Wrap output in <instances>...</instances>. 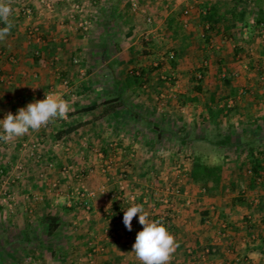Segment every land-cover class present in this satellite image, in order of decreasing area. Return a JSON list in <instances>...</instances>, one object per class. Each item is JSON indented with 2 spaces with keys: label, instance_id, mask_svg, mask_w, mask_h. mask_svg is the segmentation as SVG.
Listing matches in <instances>:
<instances>
[{
  "label": "crops",
  "instance_id": "1",
  "mask_svg": "<svg viewBox=\"0 0 264 264\" xmlns=\"http://www.w3.org/2000/svg\"><path fill=\"white\" fill-rule=\"evenodd\" d=\"M70 1L55 0L54 11L46 12L38 0H11L13 14L10 19L13 27L10 35L0 42V50L3 52L0 54V74L10 78L9 82L0 80V120L8 112H17L28 103L41 100V94L50 88L62 92L64 87L61 81L64 78L73 85L78 97L72 99L67 93L64 95L72 109L68 113L69 119H56L49 123L46 130H30L24 136L12 139V151L24 139H38L44 161L34 158L29 161L24 173L26 190L34 192L33 194L38 192L39 201L34 205L25 198H20L13 218L9 219H13L12 223L23 225L24 230L18 239L22 241L24 248L31 240L40 238L36 232V223H40L39 227L43 228L40 231L41 238L45 235L55 241L54 251L41 246L35 248L39 250L37 255L43 257L40 256L38 264H140L132 247L121 246L125 226L120 229L123 232L118 240L104 235L103 229L112 224L105 217L103 198H92L94 210L87 220L85 213L74 207L77 201L68 197L74 186L71 174L63 176L59 169L63 165H69L72 171L82 172L87 187L95 188L103 181L99 171L103 159L94 153L96 148L106 157L112 153L109 143L113 139L117 140L118 146L129 138L135 141L136 138L128 136L125 130L128 126L142 129L143 148L153 142L155 136L163 134V118L156 116L153 109L155 93L165 90L168 85L160 80L165 77L161 69L169 71L166 74L168 79L177 76L178 93L190 98L195 94L191 79L195 68L207 61V70L200 81L201 92L196 95V101L201 98L202 101H190L188 106L191 111L198 109L201 112L199 119L206 132L202 140L222 149L223 156L230 154L231 158L241 159L240 166L242 160L246 164L248 151L253 153L252 157L259 158L262 164L264 147L255 149L252 145L260 139L255 128L264 126V104L261 103L264 86L261 89L259 83L254 81L257 75L264 78V65L255 64L256 56H251L255 45L254 33L259 29L251 23V19H255L260 13L264 17V0H133L136 7L132 6L131 0H100L97 15L87 35H81L80 31L70 26L69 21H65L66 26L61 25L60 20L64 18ZM23 4L32 8L33 14L30 17L21 14L20 7ZM206 7L215 8L222 16V21L215 27L216 35L205 43L202 30L208 24L201 17ZM223 23L228 26L227 31H223ZM32 25L41 28L43 42L29 39L27 31ZM174 30L183 33L176 36L173 34ZM161 34L168 38L165 46L169 49L166 50L167 53H176L174 62L170 59L164 62L158 57L160 53L154 47H158ZM182 35L186 36L185 42H182ZM63 36L68 38L66 43L61 40ZM32 46L33 50L36 48L34 52L30 50ZM196 47L199 50H195ZM234 47L245 48V53L234 55ZM209 48L217 49V56ZM206 53H209V57L203 59L202 56ZM55 55L58 56L56 60L53 59ZM200 55L201 60L198 62ZM74 56L78 57V64L72 63L71 58ZM97 63L100 64L98 67ZM157 63H160L159 66ZM217 63H220L221 70L214 73ZM140 70L142 73L137 81L134 75L140 74ZM33 87L38 90L31 91ZM229 99L233 100L232 107L229 110L223 109L228 106ZM190 119L193 121V117ZM68 127L73 129L67 132ZM213 129L217 136L215 139L208 137L213 136ZM251 133L252 138L244 139V135ZM56 141H63L68 146H57L54 144ZM238 147L240 149L237 150ZM114 149L117 171L126 157L117 148ZM4 152L6 156L0 152V159L4 158V163L8 155L15 159L12 152ZM52 162L54 166L46 167L45 172H41L40 164ZM262 166L264 172V165ZM149 168L138 167L136 174L148 176L152 169ZM224 170L222 166L218 190L224 188ZM52 181H57L58 192L50 187ZM214 199L213 203L217 206L219 198ZM252 202L245 201L237 206L242 214L234 216L233 223H241V219H245L244 222L250 221L251 216L243 208L249 207ZM256 203L257 200H254L252 205L255 207ZM31 211L35 215L30 216L28 212ZM198 213L199 211H194L192 214L196 217ZM50 214L56 216L58 223V227L51 233L48 232ZM21 215L26 217L22 218ZM257 215V219L261 217L264 223V215L261 212ZM3 219L7 221V218ZM85 222L89 225L85 226ZM134 226L137 227L132 224L131 230L135 235ZM261 233L264 234V229ZM246 234L241 229L229 234L230 239L225 244L214 246L218 250L209 253L208 260L214 264H264V243L255 246V240L254 246L245 245L241 237ZM184 235L178 232L175 234L180 246L173 254L170 264H209L204 258L197 262L192 260L197 249L187 253L183 240L189 236ZM262 235L261 240L262 237L264 239ZM43 240L46 241L45 238ZM191 241L196 244L202 242L196 238ZM12 242L9 241L10 245ZM90 242L95 247L92 259L88 256L91 252ZM3 243L5 242L2 241ZM16 249L5 250L0 243V264H7L6 259L18 258L21 249ZM28 249L30 248L26 249L29 252ZM26 250H22V253L28 256ZM181 256L183 261L179 259ZM17 261L16 259L15 264H23Z\"/></svg>",
  "mask_w": 264,
  "mask_h": 264
},
{
  "label": "rangeland",
  "instance_id": "2",
  "mask_svg": "<svg viewBox=\"0 0 264 264\" xmlns=\"http://www.w3.org/2000/svg\"><path fill=\"white\" fill-rule=\"evenodd\" d=\"M76 32H78V31H76ZM179 33L182 34L183 32H179ZM80 34L83 35L82 33H80ZM254 35H255V39H254L255 45H253V47H252L253 52H252L251 56H256V60H257L260 56H261V58L264 57V51H263L262 44L260 42L259 30L256 31L254 33ZM158 44H159L158 47H154V48L160 53L158 55L159 58L161 57L160 60L164 61L168 57L167 51H169V49L165 47L166 44H168V38H166L165 36H163L161 34L160 43H158ZM224 49L226 50L227 48H224ZM243 49H245V48H243ZM209 50H213L212 53L214 54V56H217L216 55L217 49L209 48ZM244 53L245 52L243 50V52L241 51L239 54L243 55ZM198 58H199V60H198V62H199L201 60V55ZM156 62H158V61H156ZM160 62H162V61H160ZM164 64L165 63H163V65ZM99 65L100 64L97 63V67ZM165 65H168V64H165ZM171 65H172V63H171ZM161 71H162L163 76H165V77H164V79H160V80H164V82L168 83L166 88H170L173 85V83L176 82V84H177V87L175 90L176 95L173 99H169V101L167 102L168 107L166 108V111L159 112L153 107L155 115L163 118L162 119L163 120V122H162L163 134L159 135V137L155 136L154 141L150 142L149 145L146 146V148L151 146L152 147L151 150H153V147H156L159 145V146H161V148L166 147L169 150L174 149V151H176L177 153H180V151H182L183 154L187 153L192 157L198 156L205 163L210 164V165L221 164L225 168L224 176H223V180H224L223 187L224 188H222V190H218L217 193L210 192L207 190L205 184H203L202 182L195 183L193 180H191L188 172H186L184 170L178 172L177 168L175 166L176 165L175 162L178 161V159H177V157L175 158V156L174 157L168 156V157H162V158L158 157L159 162H157L156 164H157V166H159V168L157 170L161 171L163 173V176L167 174L166 175L167 179L165 181L161 179L162 173H159L160 174L159 176L161 178L160 177L155 178L156 174H154V173H149L148 176H145L144 174H141V176L137 175L136 171L138 170L137 169L138 167L146 166V167H150L152 169L156 167V165L152 164V160H151L152 157L149 154L146 155L145 157L140 155V157L138 159H135L134 163H132L133 168L131 169V172H130L131 173V179L133 181L132 186L134 188L138 189V188H143L142 185L151 186V187L159 185V189H160L158 191L159 194H161V193L166 194L167 193V191L161 190L163 185H167L170 187L177 186L182 191L187 190L186 191L187 194L185 193V195L181 191L182 195L179 194V196L176 200L177 203L179 204L181 215L179 216L180 218H178V221H176L175 223H172L173 224L172 228H176V230L178 229V231H177L178 233H183V234H185L184 236H187V237L189 236L188 238L191 240H193V238H196V240L199 239V242L202 241L201 243H197L198 244V246H197L196 243L192 242L191 240L189 241V239L187 237H186L187 239L183 240V245H185L186 248H188V247L192 248L194 246V248L197 249V252L194 253V255H193L194 259H192V260H195L196 262L198 260H201L204 258L205 261L209 262V264L210 263L214 264L213 261L208 260L207 255L203 253V249H204V246L206 245L205 244L206 241L208 242V240L211 238L210 235L212 234V232H215L217 230V224H216L215 220H218V219L223 220L227 223L226 232H228V234H233L234 232L236 233L240 229L242 231L245 230V232H247V234L243 235L241 237V239H243L242 241L245 245L253 244L252 246H254L255 240H257V244H255V246L259 245L261 242L264 243L263 237L261 240V235L263 234L261 232L264 229L263 219L261 217H259V219H257L258 217H256V215L260 211L257 209L256 205H255V207L252 205L254 200L256 202V200H258V198H259V195L264 193V172L261 173V176L259 177V179H257L255 181V184L252 187H250V184H248L249 179H250V172L248 171V168L250 165L248 164V162L246 164H243L245 161L242 160L241 166H240L239 162L241 159H237V158H233V157L231 158L230 154L223 156L224 152L222 149L211 146V145L207 144L205 141H203L202 136L206 132H205V130H203V126H201V120L199 119V118H201L200 110L193 109L191 111L190 108L188 107L190 105V101L186 98V96H184V97L181 96V98L179 97L180 96V94L178 93L179 82H178L177 76H175L174 79H168L167 78L168 75H166V74H168L169 71H165L162 69H161ZM256 77L258 80L256 79L254 81H256V83L258 82L259 87L262 89V86H264V78H261L259 75H257ZM262 77H264V75H262ZM143 84H145V83H143ZM144 88H146V87H144ZM166 88H165V90H166ZM165 90H161V91H165ZM262 93L263 94L261 95V99H262L261 103L264 104V87H263ZM201 101H202V98H201V100H198L195 102L200 103ZM191 117H193V121H191V119H190ZM40 130H44V128H41ZM125 130H127L128 136H130V137L134 136L133 138H136L135 143L137 144V146L140 149H146V148H143L144 143L142 141L144 138L142 137L143 133H142V129L140 127L128 126L127 128L125 127ZM255 130H256L255 131L256 134H258L257 135L258 138H260V139L257 140L256 142H253L252 146L255 149L261 148V147L263 148L264 147V126H262L261 128H255ZM211 132L213 133V136L208 135V137L215 139L217 137L215 130L213 129ZM251 134L244 135L243 136L244 139H249L250 137L252 138L253 133H251ZM24 140L27 141V145H30L31 140H33V139L28 138V139H24ZM24 140H22V141H24ZM11 143H12V140H10L8 142L3 141L0 143L1 154L4 155L5 154L4 151L12 152L11 154H14V158H15L13 160V159L9 158V155H8V157L5 158V163L3 161L4 158H2V160L0 159V166L4 167V169L6 170L4 182H1V183H3V188H6L8 186V188L12 189V192L15 194L16 204H15V209L12 212L6 210L3 207L0 209V219H1L0 220V241H1L0 243H1V246H3V249H5V250H6V248L16 249V247H19L21 249L20 255H18V258H16L19 262H21L23 264H25V262L26 263H28V262L34 263L35 262L36 264H38V260H40L43 257L40 255L41 256V258H40V256L37 255L39 250L38 249L35 250V248H37V247L40 248V246H41V247L50 249V251L51 250L54 251L55 250L54 248L56 245L55 241H53L52 239L46 238L45 235H44V237L41 238L40 231L43 228L39 227L40 223H38V224L36 223V227L40 228V229L37 228L38 231H36L40 238H38V240L33 239V240H31L30 243H28L26 245L27 246V247H25L26 249L30 248V250L28 249L29 250V252H28L24 248V246L22 245V241L18 239V237H20V234L24 230L23 225H18V224L12 223L13 219H9V217L13 218V215L15 214V211H16V208L18 206L20 198L21 199L25 198V200L33 203L34 205L40 199L38 192H37V194H33L34 192L30 193L28 190H26L25 184H27V181H26V177L24 176V173L26 171V168L28 167L27 164H30L29 161H32L34 158H36V159L38 158L40 160L42 159L44 161V157H42L43 153L41 151L42 146H41V143H39V150L37 152L34 151V155H31V154H29L28 151H24L21 142L18 145V147H16L15 151H12L13 146ZM54 144L57 146H64V147L68 146L65 144V142H63V145L57 144V141ZM246 146L247 145H245L244 148H246ZM6 149H8V150H6ZM236 149L238 150L240 148L238 147ZM160 150L161 149L159 148V150L157 149L156 152H154L155 155L157 154L156 157L158 156V151H160ZM259 152H260V150H259ZM37 154H40V156L39 157L35 156ZM4 156H6V154ZM178 156H180V155H178ZM228 156H229V158H228ZM226 158H228V159H226ZM26 160H27V162H26ZM262 162H263L262 164L264 165V158H262ZM19 163L22 164V167H23L21 175H20L21 178L18 179V181H16V182H11V178H12L11 172H13L15 165L19 164ZM40 166H41V172H42V170L45 172L46 167L50 168L48 163L47 164H40ZM52 166H54V162H52ZM152 169H150V170H152ZM72 180H73V178H72ZM52 182H54V181H52ZM55 182H57V181H55ZM74 183H75V181H74ZM140 186H142V187H140ZM0 188H1V186H0ZM203 188H206L205 189L206 191H204ZM58 189H59V185H58ZM1 190H2V188H1ZM52 190H54V189L52 188ZM71 190H72V188H71ZM147 190H150V187H148ZM136 191L139 193V190H136ZM146 192H149V191H146ZM0 193H1V191H0ZM238 195H241L244 202L245 201H247V202L253 201L251 203V205L249 204L250 205L249 207L246 206L247 208L246 207L243 208V210L248 211L247 215L251 216V218H250L251 222L248 220H246V222H244L245 219H241V223L240 222L233 223V221H232V220H234L233 219L234 216L242 214L240 212V209L239 208L237 209V206L241 205V202L234 201V198H236ZM186 196H188V198L191 200V203L188 206L184 204V200H185ZM214 197L219 198L218 202H217V206L213 203L215 201ZM205 201H208V202L205 203ZM54 204H56V203H54ZM211 206H213V209L211 208ZM155 208H156V212H160L163 209V207L159 206V204L155 205ZM144 209L146 212H151L149 204L144 206ZM93 210L94 209L92 207L91 213L93 212ZM201 210H207L208 211L207 215H209V218H211L210 223L207 225L205 223H203V216L200 214ZM163 211H164V209H163ZM194 211L195 212L199 211V213L196 214L197 215L196 217H194V214H192V213H194ZM153 212H155V211H153ZM29 213H30V216L34 214L33 211L28 212V214ZM254 214H256V215H254ZM23 216H25V215H21L22 218H23ZM152 216H153V214L149 215V218ZM3 218H7V221H4ZM137 218H138V216H137ZM183 220H185V221L183 222ZM33 224H34V221H33L32 225ZM84 225L88 226L89 223L85 222ZM134 228L136 229V226H134ZM27 229H29V228H27ZM67 229H69V227H67ZM67 229H66V231H67ZM119 229H121V228L119 227ZM26 230H25V232H26ZM169 232L171 234H173L175 237V234L173 233V229H170ZM204 233H207V234H204ZM43 234H42V236H43ZM43 238H45L46 241H44ZM226 238H227V241L230 239L228 236ZM181 239H184V238H181ZM2 241H4L5 243L2 244ZM9 241H11V242L13 241L12 245H10ZM45 242H47V243H45ZM121 242H122L121 246L125 247L123 240H121ZM15 245H17V246H15ZM125 248H127V247H125ZM225 249H227V248H225ZM228 249H230V248H228ZM5 250H2V251L5 252ZM22 250H26L25 252L28 253V256L24 255L22 253ZM17 252H19V251H17ZM231 255H232V253H231ZM215 256L216 255H214V257ZM185 257H187V256L185 255ZM7 258H9V256ZM16 259L15 258H9V259H6L5 262H7V264H15ZM179 259H180V261H183V256H181V258H179Z\"/></svg>",
  "mask_w": 264,
  "mask_h": 264
},
{
  "label": "built area",
  "instance_id": "3",
  "mask_svg": "<svg viewBox=\"0 0 264 264\" xmlns=\"http://www.w3.org/2000/svg\"><path fill=\"white\" fill-rule=\"evenodd\" d=\"M38 2L42 5L43 9L46 10V12H53L54 11V2L55 0H38ZM99 2L100 0H71L66 14L64 18L60 20L61 25L66 26L65 21H69L70 26L74 27L76 30L80 31L81 33L87 35L92 27V22L95 19L97 15V10L99 9ZM131 4L133 7H136V2L131 0ZM20 12L25 17H30L33 14L32 8L28 4H23L20 7ZM150 18H147L149 20ZM255 21L254 18L251 19V23L253 24ZM27 35L30 40L34 42H43V33L41 28L38 25H32L28 31ZM259 37L260 42L262 44V47L264 49V22L259 27ZM62 42L66 43L68 38L66 36L62 37ZM36 53L39 54L38 51ZM0 54H3V52L0 50ZM174 54L169 53L167 59L173 58ZM54 60L58 59V56L55 55L53 57ZM163 59V58H162ZM166 59V58H165ZM71 61L73 64H78L79 60L78 57L74 56L71 58ZM83 71V70H82ZM83 73V72H82ZM1 76V74H0ZM1 81H10V78L8 77H0ZM176 81V80H175ZM64 89L62 92L50 88L46 91H44L41 94V98L44 99L46 94H53L56 96H60L63 99H65V94L67 93L70 95L72 99H76L77 93L74 91L73 85H71L68 81V79H63L61 81ZM176 82L173 83V85L170 88H167L165 91H160L158 94H155L154 96V108L159 111H166V108L168 107L167 102L169 99H173L176 95ZM37 88H32L31 91H36ZM233 103L232 99H229L227 102L228 106H231ZM12 114L15 115L16 112L12 111ZM69 119V116L67 115V118L65 120ZM49 126V124L46 127H42L46 129ZM131 138L129 140L127 139V142L124 144H121L118 146V142L116 139H113L109 143L110 152L106 157L104 153L99 151L97 148L94 150V153L99 156L102 160V163L99 165V171L101 176L103 177V181L98 184L95 188H89L84 183V178L82 172L79 171H72L69 165H63L60 167L59 172L61 175L66 176L68 174H71L73 180L75 181L74 186L72 187V190L68 193L69 199H75L77 201V204L74 205V207L80 208L85 215L87 216V220L90 219L92 204L91 200L92 198L96 196H101L105 202L104 206V214L107 220L111 222L112 225H109L103 229V233L106 237H109L110 239L118 240L120 239V233L123 231H120L119 227L122 228L124 226L123 223V212L124 210L131 206L133 202L143 204V206L150 205L151 212H148L149 215L153 214L150 219H162L163 223L167 227L168 231L172 229L173 224L176 221H178V218L180 214V207L177 203V198L182 193L185 195L187 194V190L182 191L179 187L174 186L170 187L167 185H163L161 190L167 191L166 194H159L158 186H143V188H134L133 181L131 179V169L133 168L132 163H134L135 159H138L141 156L151 155L152 157V164L156 165L155 168L149 171V173L156 174L155 178H159L161 171L157 170L159 166H157L158 157H177L178 161H176V168L177 171L180 172L182 170L186 172H190L191 166H192V158L189 154H183L182 151L180 153H177L174 151V149L169 150L168 148H161V146L153 147V150H151L152 147L146 148V149H140L135 141H133ZM3 141H0V143ZM24 151H28L29 154L34 155V151L39 150V141L38 139H33L30 142V145H27V141L24 140L21 142ZM57 144L63 145V141H57ZM114 148H117V150L125 155V160H122L121 166L119 170L116 171V165L117 160L114 156ZM159 148L161 149L158 151V156L156 157L155 153L156 150ZM180 155V156H178ZM37 157L40 156V154L35 155ZM50 167L52 166V163L48 164ZM22 164H16L15 168L13 169V172H11V182H16L18 179L21 178V172H22ZM6 175V172H2L0 170V209L3 207L6 210L12 212L15 209V194L12 192V189L3 188L4 177ZM167 175V174H166ZM163 173L161 174V179L166 180L167 176ZM51 187L58 192V183L52 182ZM140 186V187H142ZM10 187V186H9ZM150 187V190H147V188ZM206 188H203L204 191ZM108 190V191H106ZM139 190V193L136 191ZM106 191V192H104ZM149 191V192H146ZM182 191V193H181ZM103 192V193H102ZM191 203V200L188 198V196L185 197L184 204L189 205ZM162 206L163 209L160 212H156L155 205ZM213 209V206H211ZM155 211V212H153ZM138 218L134 217L132 220V224L137 225L135 229V235L131 231H129L126 227L125 232L122 233L121 240H123L124 246L127 248H131L132 244L135 241V236L138 231L142 229V225L137 222ZM185 220H183L184 222ZM211 221V218H209V215H206L203 217V223L206 225L209 224ZM217 224V230L215 232H212L210 235L211 238L206 241V247L204 246L203 253L207 256L209 255V246H219L223 245L227 242V236L229 235L227 230V223L223 220H215ZM118 224V227L117 225ZM116 225V226H115ZM90 248L91 252L88 254L90 256L89 258L92 259V254L95 252L94 244L90 242ZM187 253L192 252V248L188 247L186 248Z\"/></svg>",
  "mask_w": 264,
  "mask_h": 264
},
{
  "label": "clouds",
  "instance_id": "4",
  "mask_svg": "<svg viewBox=\"0 0 264 264\" xmlns=\"http://www.w3.org/2000/svg\"><path fill=\"white\" fill-rule=\"evenodd\" d=\"M12 14L11 0H0V24L3 25L0 26V42L11 33ZM71 110L67 100L46 94L44 99L28 103L26 107L19 108L15 115L8 112L0 120V141L8 142L13 138L22 137L30 130L39 131L56 119H66ZM137 216L143 227L136 233L132 244V252L136 259L140 264H170L173 254L179 247L174 235L168 231L162 219H150L143 204L135 202L123 212V223L129 231L132 229V220Z\"/></svg>",
  "mask_w": 264,
  "mask_h": 264
},
{
  "label": "trees",
  "instance_id": "5",
  "mask_svg": "<svg viewBox=\"0 0 264 264\" xmlns=\"http://www.w3.org/2000/svg\"><path fill=\"white\" fill-rule=\"evenodd\" d=\"M201 19H202V21L207 22V24H208L202 30L203 36H204L203 41L206 43V42H208V40L211 37H213V35H216L217 32L215 30L216 29L215 27H217V24L219 25V23L222 21V16L216 12L215 8L212 9L211 7L210 8L206 7L205 12L203 13ZM242 19H243V16H242ZM263 22H264L263 13H260V15L256 16L255 21H254V25L256 28L257 27L259 28ZM222 26H223L222 28L224 29L223 31H227L228 26L225 25V23H223ZM173 34L176 36L179 35L178 30H174ZM229 34H232V33H229ZM181 39H182V42H185L186 36L182 35ZM35 49L33 50V46L30 48V50H33V52L35 51ZM195 50H199V48L196 47ZM242 50L243 49L240 47H234V49H233L234 55L239 54ZM263 51H264V49H263ZM173 54H174L173 58L170 59V61H172V62H174V60L176 59V53L174 51H173ZM206 54L204 56H202V57H204L203 59H207L209 57V54H207V55ZM159 64L160 63H157L158 66H159ZM207 64H208V61L205 62L204 64H200L199 66H197L195 68V73L191 78L192 81L194 82V86L192 89H193L195 94L193 97H190V98L186 97L189 101H196L197 100L196 95L201 92L200 81H201V78L204 75L205 71L207 70ZM255 64L264 65V58H261V56H260L255 61ZM220 70H221L220 63H217V65L214 68V73L220 72ZM139 73L140 74L134 75V77L137 81H139L142 71L140 70ZM221 81H223V80H221ZM179 97L181 98V96H179ZM231 107L232 106H224L223 109L228 108V110H229ZM212 114H213V112H212ZM72 129H73L72 127H68L66 129V131L68 132V131H71ZM252 154L253 153L249 152V151L247 153V155H248L247 162L250 165L248 168V171L250 172V186L251 187L255 184V181L257 179H259V177L261 176V173L263 171V166L261 164L260 159L257 157H252ZM191 158H192V166H191V170L189 172L191 180H193L195 183L202 182L203 184H205L208 191L213 192V193H217L219 185H220V181H221V172H222L221 164H213V165L207 164L202 159H200L198 156H193V157L191 156ZM0 170L4 173L6 172V170L2 166H0ZM234 201L245 203L244 200L242 199L241 195H238L236 198H234ZM256 206H257V209L264 215V193L259 195ZM200 214L204 217L208 214V211L207 210H201ZM48 218H49L48 219L49 220L48 232L51 233L58 227V223H57V218L55 215L50 214L48 216ZM172 229H173V233L176 234L177 231L174 230V228H172ZM263 236H264V234H263ZM179 246H180V244H179ZM214 248H215L214 246H209V253H211L212 251L215 252V250L217 248H215V249ZM193 250H194V247H192V251Z\"/></svg>",
  "mask_w": 264,
  "mask_h": 264
}]
</instances>
